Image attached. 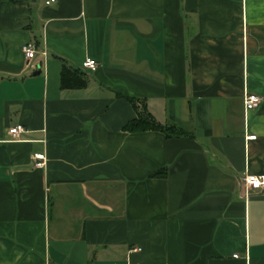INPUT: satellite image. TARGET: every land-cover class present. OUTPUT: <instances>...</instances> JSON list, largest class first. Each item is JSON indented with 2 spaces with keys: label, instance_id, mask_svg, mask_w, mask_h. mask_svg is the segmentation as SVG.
Returning a JSON list of instances; mask_svg holds the SVG:
<instances>
[{
  "label": "crops",
  "instance_id": "1",
  "mask_svg": "<svg viewBox=\"0 0 264 264\" xmlns=\"http://www.w3.org/2000/svg\"><path fill=\"white\" fill-rule=\"evenodd\" d=\"M129 99L185 135L123 130ZM244 174H264V0H0V264H264Z\"/></svg>",
  "mask_w": 264,
  "mask_h": 264
},
{
  "label": "built area",
  "instance_id": "2",
  "mask_svg": "<svg viewBox=\"0 0 264 264\" xmlns=\"http://www.w3.org/2000/svg\"><path fill=\"white\" fill-rule=\"evenodd\" d=\"M54 1L55 0H44V3L49 4ZM20 49L26 61V65H30L29 61L34 57L36 52H38L41 56L45 55L44 49L37 51L36 46L33 42L23 43ZM81 66L93 70L96 67V62L92 58L87 57L81 62ZM261 101H262L261 96L252 93H245L242 98L243 109L245 111L252 110L256 108ZM23 130L24 128L22 125L15 124L7 129V134H9V136L12 139H15L16 135L19 132H22ZM253 138L254 135H250L247 137V139H253ZM31 158L34 160L35 166H42L44 164L45 158L42 153H34L32 154ZM240 181L244 189V193H243L244 197L248 195V192L264 189V174H260V175L244 174L241 177Z\"/></svg>",
  "mask_w": 264,
  "mask_h": 264
},
{
  "label": "trees",
  "instance_id": "3",
  "mask_svg": "<svg viewBox=\"0 0 264 264\" xmlns=\"http://www.w3.org/2000/svg\"><path fill=\"white\" fill-rule=\"evenodd\" d=\"M75 74L67 69H63L60 72L59 83L63 88L79 85L80 83L75 79ZM133 105L136 114L133 119L128 121L124 126L123 130L125 131H144V130H156L162 132L165 136H183L185 132L180 128L171 126V125H161L157 123L152 116L144 109V107L137 106L136 100L129 99ZM164 171L161 170L155 175L163 176Z\"/></svg>",
  "mask_w": 264,
  "mask_h": 264
},
{
  "label": "water",
  "instance_id": "4",
  "mask_svg": "<svg viewBox=\"0 0 264 264\" xmlns=\"http://www.w3.org/2000/svg\"><path fill=\"white\" fill-rule=\"evenodd\" d=\"M38 71H39V69H38V66H37V68H36V70L33 72V74L38 73Z\"/></svg>",
  "mask_w": 264,
  "mask_h": 264
}]
</instances>
